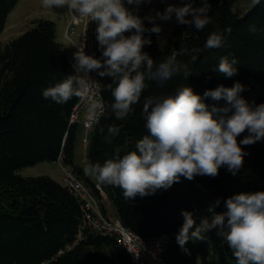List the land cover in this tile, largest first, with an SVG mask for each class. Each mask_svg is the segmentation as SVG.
I'll list each match as a JSON object with an SVG mask.
<instances>
[{
    "label": "trees",
    "instance_id": "16d2710c",
    "mask_svg": "<svg viewBox=\"0 0 264 264\" xmlns=\"http://www.w3.org/2000/svg\"><path fill=\"white\" fill-rule=\"evenodd\" d=\"M16 1L0 0V32ZM208 3L211 23L202 31L175 22L163 45L156 34L145 33L152 43L145 45L143 51L157 65L173 49L187 48L189 54L179 56L178 60L187 63L193 74L187 80L182 74L174 76L163 86L147 81L148 88L126 120H117L108 111L89 131L86 150L89 164L102 165L114 158L117 148L120 156L136 150V141L147 134L141 112L149 95H170L179 87L189 86L204 103L223 106L225 101L204 98V92L239 82L245 86L243 98L257 105L264 103V0L242 13L232 9L231 0H208ZM193 6H202L201 0H195ZM144 23L145 27L152 26ZM250 26L255 27V32L249 30ZM229 28L231 31H226ZM212 32L223 34L222 46L205 49ZM221 57L238 61L236 75L228 78L215 70ZM94 58H101L96 33ZM73 72L51 18L39 17L17 35L0 40V264H135L116 234L83 224L84 214L90 209L73 188L48 174L18 171L38 161L59 158L96 198L100 199V190L107 193L120 224L145 239L163 238L160 252L163 264H236L216 229L204 233L203 240H190L181 248L176 241L184 223L181 213H191L199 224L201 219L210 221L215 213L226 211L224 201L234 194L264 192V140L241 145L248 155L235 176L221 167L215 178L196 176L189 181L181 177L179 183L167 190L125 200L120 188L99 184L74 159L83 123L80 119L72 122L70 118L77 97L61 105L42 96L44 89ZM98 78L103 102L111 104L113 97L106 85L112 79L99 75ZM111 125L119 126L120 132L107 143L105 137ZM245 135L246 132L237 140ZM217 198L220 205L208 211Z\"/></svg>",
    "mask_w": 264,
    "mask_h": 264
},
{
    "label": "clouds",
    "instance_id": "9594fccd",
    "mask_svg": "<svg viewBox=\"0 0 264 264\" xmlns=\"http://www.w3.org/2000/svg\"><path fill=\"white\" fill-rule=\"evenodd\" d=\"M194 2L185 0L180 6L168 4L163 11L150 10L141 17L138 14L140 8L153 3V0H42L45 9L66 8L78 14L79 18H89L96 23L95 28L87 24L79 32L74 29L66 31L70 34L66 38L73 39L72 46L77 50L73 58L67 54L74 72L44 89L42 96L61 105L73 97L90 99L86 112L89 129L98 125L108 111L117 120H126L134 111L133 105L140 101L148 88L147 81L163 86L174 76L182 74L187 80L193 74L187 63L178 60L179 56L189 54V49H173L157 65L143 48L152 43L145 33L159 37L162 32L157 21L169 22L174 18L178 25L196 31H202L211 23L208 0H201L202 6L199 7H194ZM258 3L260 0H252L253 5ZM144 21L152 26L145 27ZM249 30L255 32V27L250 26ZM87 33L93 36L94 45L96 33L101 58H94V45L93 56L86 55L84 47L80 48ZM222 43L223 34L212 32L204 48H219ZM195 59L192 56V61ZM237 64L235 58L221 57L215 70L231 78L237 74ZM91 72H96L98 89L93 88L96 81L90 78ZM98 75L112 79V83L106 85L113 97L111 104L103 102ZM244 90L245 86L236 82L232 87L219 85L204 92V98L225 101L223 106L204 103L203 98L189 86L179 87L170 95L145 97L141 118L147 134L136 141V150L120 156L117 148L114 158L105 160L102 165L89 164L84 169L85 174L94 177L101 185L120 188L125 200L146 197L159 189L167 190L174 183H179L181 177L189 181L196 176L215 178L221 167H226L231 175H237L243 167L244 157L248 155L241 145H253L264 140V103H250L241 96ZM96 91L100 92L101 100L94 98ZM100 131L103 132V128ZM119 132V126H109L106 142L111 143V138ZM245 132L247 135L238 141L237 137ZM78 180L75 182L79 188L86 191L85 185ZM70 187L84 199V194ZM104 197L109 198L105 192ZM219 205L220 199L217 198L208 211L212 212ZM224 206L226 211L215 213L210 221L201 219L199 224L195 223L191 213L182 211L184 223L176 236L178 245L183 248L190 240H203L204 233L216 229L226 241L236 264H264V192L234 194L225 199Z\"/></svg>",
    "mask_w": 264,
    "mask_h": 264
},
{
    "label": "rangeland",
    "instance_id": "374dc122",
    "mask_svg": "<svg viewBox=\"0 0 264 264\" xmlns=\"http://www.w3.org/2000/svg\"><path fill=\"white\" fill-rule=\"evenodd\" d=\"M185 0H164L163 3L160 0H153V3L144 5L139 10V15L141 17L145 16L149 13L150 10H159L163 11V9L168 5H176L180 6L184 3ZM252 5V0H231V7L233 10L242 13L247 8ZM73 12L64 8V9H45L42 6V0H17L11 10L8 12L6 16V21L2 31L0 32V40L4 41L8 38L17 35L22 32L24 29L33 25L35 20L39 17L51 18L55 22L56 26V38L65 46L66 53L73 58V54L77 51L72 46L73 39H67L66 31L68 29H72L74 25L72 23H68V20L71 19V14ZM74 14V13H73ZM77 15V14H75ZM157 23L161 26L162 32L159 37L156 35L158 42L163 45L168 36L171 33L173 24L175 23V19L164 22L157 21ZM72 25V26H71ZM81 26V25H80ZM76 27L77 32L80 31L81 27ZM80 27V28H79ZM71 30H69L70 32ZM77 36V35H75ZM88 108V104L85 103L82 105L79 113V119L84 120L82 123V132L81 136H78L75 146V155L74 159L78 162L84 169L89 165V160L86 156L87 150V140L85 139V135L88 134L90 130L86 124V110ZM70 113L71 120L73 114ZM76 120V119H75ZM21 174H48L54 179L67 184L68 186H73V182L78 180L76 175L72 172L70 166H66L61 162V159L58 160H42L38 161L32 165H26L18 169ZM82 184V180H78ZM76 185V184H75ZM85 185V184H84ZM76 188V187H75ZM87 190L84 194V200L89 204V207L93 210L96 217H98L99 221L103 224L110 222L113 225H119L118 216L116 215V211L114 208L111 199L108 197H104V192L100 190V199L96 198L91 192L89 187L84 186ZM76 190L80 191V188H76ZM129 252V251H128ZM130 255V252H129Z\"/></svg>",
    "mask_w": 264,
    "mask_h": 264
},
{
    "label": "built area",
    "instance_id": "2783aa9c",
    "mask_svg": "<svg viewBox=\"0 0 264 264\" xmlns=\"http://www.w3.org/2000/svg\"><path fill=\"white\" fill-rule=\"evenodd\" d=\"M94 45V38L91 34L87 33L84 36V40L80 48L84 47V53L86 55L93 56V48ZM90 78L95 80V84L93 85L94 89H98V80L96 78V72L89 73ZM93 96L97 100H101L100 92L96 91L93 93ZM84 103H91V100L88 98H78L76 104L73 108V117L72 119L75 120L77 117V110L84 104ZM71 114V116H72ZM76 184V185H75ZM77 189L79 185L77 182H73V184ZM81 189V188H80ZM80 193L85 194V191L81 189ZM86 207L89 212L84 214L83 224L90 225L97 229V230H104L110 233L116 234V238L118 242L125 247L130 252V257L135 264H161L162 259L160 257V252L162 249V244H164L163 238L159 236L151 237V238H142L136 232H134L131 228L118 223L119 225H113L110 222L103 224L99 221L98 217L94 213H92V209L89 207L87 202ZM79 237L81 236L78 234Z\"/></svg>",
    "mask_w": 264,
    "mask_h": 264
},
{
    "label": "bare ground",
    "instance_id": "6f19581e",
    "mask_svg": "<svg viewBox=\"0 0 264 264\" xmlns=\"http://www.w3.org/2000/svg\"><path fill=\"white\" fill-rule=\"evenodd\" d=\"M122 247V246H121Z\"/></svg>",
    "mask_w": 264,
    "mask_h": 264
}]
</instances>
